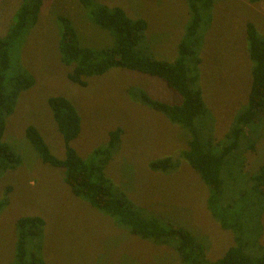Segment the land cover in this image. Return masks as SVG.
<instances>
[{
    "label": "rangeland",
    "instance_id": "rangeland-1",
    "mask_svg": "<svg viewBox=\"0 0 264 264\" xmlns=\"http://www.w3.org/2000/svg\"><path fill=\"white\" fill-rule=\"evenodd\" d=\"M92 1L119 6L130 17L145 19V39L153 55L166 61L176 59L177 45L190 19L185 0ZM21 2L0 0V37L6 35ZM57 15L71 19L81 44L92 48L113 44L112 35L91 21L88 9L79 0H43L38 21L11 48L7 76L25 69L35 82L20 92L14 111L5 119L2 140L20 155L21 162L0 176V199L7 186L11 188L8 205L0 210V264H13L15 222L31 215L45 220V264H181L174 248L141 239L119 227L113 218L72 193L64 182L62 168L41 161L25 136L28 125L39 130L56 157L65 155L62 135L48 104L53 96L67 98L80 116V133L71 146L83 159L89 160L93 149L106 144L110 130L121 128L119 149L104 169L112 184L147 212L198 237L208 261L221 258L236 245V234L222 228L212 217L207 207L210 187L181 157L187 148L188 131L131 99L127 88L139 87L152 98L169 104L179 103L181 96L158 77L118 67L86 77V86L72 83L66 75L71 66L60 61L61 23ZM246 22H252L264 36V0H213L212 20L200 29L199 86L210 121L201 131L217 139L248 98L251 62L245 40ZM259 132L254 150L244 149L249 141L245 139L224 164V202L240 206L249 201L246 194L240 193L248 189L247 176L264 164V123ZM165 156L178 162L175 169L161 172L149 167L152 160ZM245 219L248 240L264 247V210L259 220ZM245 252L258 255L260 248L254 245Z\"/></svg>",
    "mask_w": 264,
    "mask_h": 264
},
{
    "label": "trees",
    "instance_id": "trees-1",
    "mask_svg": "<svg viewBox=\"0 0 264 264\" xmlns=\"http://www.w3.org/2000/svg\"><path fill=\"white\" fill-rule=\"evenodd\" d=\"M261 0H249L256 3ZM88 9L91 21L107 30L113 44L105 48H92L81 44L76 27L69 17L57 15L61 23L58 41L60 61L71 66L67 79L79 86H86V77L102 75L113 67L129 69L162 79L166 85L181 96L179 103L169 104L152 98L143 89L127 88L131 99L162 113L171 123L181 126L189 133L187 148L181 157L197 172L210 187L207 207L212 217L224 228L234 231L236 245L225 254L208 261L204 245L189 230L171 221L147 212L129 196L116 188L106 176L104 169L114 152L119 149L122 129L117 127L108 132L105 145L93 149L89 160L83 159L71 142L81 129L80 116L75 106L63 96L49 97L53 119L62 135L65 155L56 157L49 149L39 130L28 125L25 136L32 144L43 163L62 168L64 182L72 193L88 202L98 211L110 216L115 223L130 234L151 242L174 248L181 264H264V247L258 241H249V226L246 217L257 220L264 210V164L247 176L248 189L240 193L250 199L237 206L224 202L221 172L228 157L238 150L245 139L244 149L256 147V136L264 123V36L252 22H246L247 53L251 62V83L246 104L237 113L227 131L219 139L212 134H203L202 128L209 121V109L199 86L200 29L212 20L213 0H185L190 19L185 33L177 45V57L173 61L157 59L145 39L147 22L143 18H132L119 6H107L92 0H79ZM43 0H22L12 23L4 37H0V176L16 168L20 155L2 140L5 119L14 111L21 91L33 86L35 79L22 69L7 76L10 67V50L18 39L38 21ZM257 125V127H256ZM241 141V142H240ZM247 163V160H246ZM178 162L170 156L152 160L149 167L155 171L168 172ZM10 186L0 199V210L9 203ZM239 196V197H240ZM246 224V226H245ZM45 220L41 216H21L15 222L16 240L13 264H45L42 236ZM246 233V234H245ZM245 234V235H244ZM260 248V254L250 255L246 249Z\"/></svg>",
    "mask_w": 264,
    "mask_h": 264
}]
</instances>
